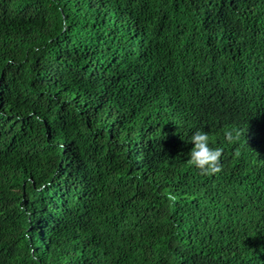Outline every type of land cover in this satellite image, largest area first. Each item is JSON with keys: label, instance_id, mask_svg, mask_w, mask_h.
Returning <instances> with one entry per match:
<instances>
[{"label": "trees", "instance_id": "obj_1", "mask_svg": "<svg viewBox=\"0 0 264 264\" xmlns=\"http://www.w3.org/2000/svg\"><path fill=\"white\" fill-rule=\"evenodd\" d=\"M0 264H264V0H0Z\"/></svg>", "mask_w": 264, "mask_h": 264}, {"label": "clouds", "instance_id": "obj_2", "mask_svg": "<svg viewBox=\"0 0 264 264\" xmlns=\"http://www.w3.org/2000/svg\"><path fill=\"white\" fill-rule=\"evenodd\" d=\"M239 135V130L234 127L227 128L223 132L224 141L229 144L234 142ZM190 141L192 142V147L188 153L189 165L205 176L219 173L222 167L221 156L223 149L212 145L209 133L198 129L192 133ZM164 195L169 202H174L177 199L176 195L171 192H167Z\"/></svg>", "mask_w": 264, "mask_h": 264}]
</instances>
